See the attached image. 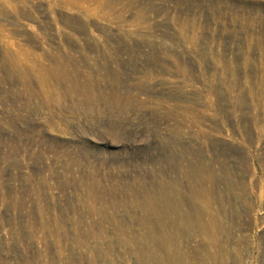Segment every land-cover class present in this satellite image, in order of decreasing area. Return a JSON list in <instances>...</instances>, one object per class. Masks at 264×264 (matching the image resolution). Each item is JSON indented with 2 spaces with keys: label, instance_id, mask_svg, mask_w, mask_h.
Listing matches in <instances>:
<instances>
[{
  "label": "rangeland",
  "instance_id": "rangeland-1",
  "mask_svg": "<svg viewBox=\"0 0 264 264\" xmlns=\"http://www.w3.org/2000/svg\"><path fill=\"white\" fill-rule=\"evenodd\" d=\"M0 264H264V0H0Z\"/></svg>",
  "mask_w": 264,
  "mask_h": 264
}]
</instances>
